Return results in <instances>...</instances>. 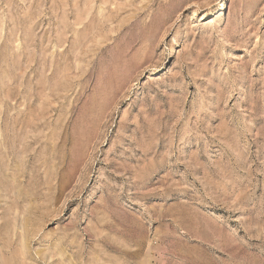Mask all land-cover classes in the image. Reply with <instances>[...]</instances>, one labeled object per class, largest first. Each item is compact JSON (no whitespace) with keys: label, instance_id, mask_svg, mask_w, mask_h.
I'll use <instances>...</instances> for the list:
<instances>
[{"label":"rangeland","instance_id":"rangeland-1","mask_svg":"<svg viewBox=\"0 0 264 264\" xmlns=\"http://www.w3.org/2000/svg\"><path fill=\"white\" fill-rule=\"evenodd\" d=\"M0 264H264V0H0Z\"/></svg>","mask_w":264,"mask_h":264},{"label":"bare ground","instance_id":"bare-ground-1","mask_svg":"<svg viewBox=\"0 0 264 264\" xmlns=\"http://www.w3.org/2000/svg\"><path fill=\"white\" fill-rule=\"evenodd\" d=\"M223 9V7L221 8V10Z\"/></svg>","mask_w":264,"mask_h":264}]
</instances>
